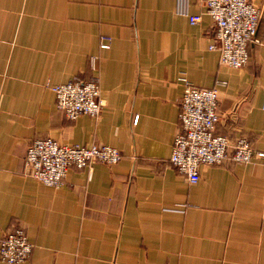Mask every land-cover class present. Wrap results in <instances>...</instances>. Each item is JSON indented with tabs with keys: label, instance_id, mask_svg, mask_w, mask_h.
<instances>
[{
	"label": "crops",
	"instance_id": "1",
	"mask_svg": "<svg viewBox=\"0 0 264 264\" xmlns=\"http://www.w3.org/2000/svg\"><path fill=\"white\" fill-rule=\"evenodd\" d=\"M252 2L256 40L233 68L208 48L204 0H0V237L19 226L33 243L18 264H264V158L202 165L195 183L169 161L181 76L223 82L215 132L264 152V0ZM93 76L97 116L55 107L52 86ZM47 136L121 158L46 185L24 157Z\"/></svg>",
	"mask_w": 264,
	"mask_h": 264
},
{
	"label": "built area",
	"instance_id": "2",
	"mask_svg": "<svg viewBox=\"0 0 264 264\" xmlns=\"http://www.w3.org/2000/svg\"><path fill=\"white\" fill-rule=\"evenodd\" d=\"M204 13L213 21L210 50L218 53L222 65L239 68L250 56V46L256 40L261 9L252 0H204ZM201 14L188 15L191 24L200 20ZM109 44L102 37L101 47ZM178 102V125L173 137L169 161L182 173L189 183L200 178V167L231 160L248 163L256 157L264 158V152H256L245 137L234 140L215 132L218 121V85L198 87L185 77ZM55 95V107L65 116L74 119L80 114L97 116L102 102L99 97L97 77L68 81L51 87ZM136 120V116L133 122ZM120 151L105 144H67L52 137L32 140L24 157L25 172L43 184L59 186L64 181L69 167L90 168L93 162L116 164ZM33 243L25 230L10 226L0 237V260L18 264L29 258Z\"/></svg>",
	"mask_w": 264,
	"mask_h": 264
},
{
	"label": "rangeland",
	"instance_id": "3",
	"mask_svg": "<svg viewBox=\"0 0 264 264\" xmlns=\"http://www.w3.org/2000/svg\"><path fill=\"white\" fill-rule=\"evenodd\" d=\"M52 89V88H51ZM3 262V261H2Z\"/></svg>",
	"mask_w": 264,
	"mask_h": 264
}]
</instances>
